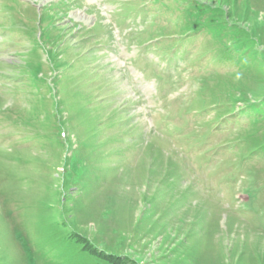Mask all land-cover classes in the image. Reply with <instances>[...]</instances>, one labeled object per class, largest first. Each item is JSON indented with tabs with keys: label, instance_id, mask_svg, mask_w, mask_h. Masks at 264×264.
<instances>
[{
	"label": "rangeland",
	"instance_id": "374dc122",
	"mask_svg": "<svg viewBox=\"0 0 264 264\" xmlns=\"http://www.w3.org/2000/svg\"><path fill=\"white\" fill-rule=\"evenodd\" d=\"M0 264H264V0H0Z\"/></svg>",
	"mask_w": 264,
	"mask_h": 264
},
{
	"label": "bare ground",
	"instance_id": "6f19581e",
	"mask_svg": "<svg viewBox=\"0 0 264 264\" xmlns=\"http://www.w3.org/2000/svg\"><path fill=\"white\" fill-rule=\"evenodd\" d=\"M91 1H96V0H91Z\"/></svg>",
	"mask_w": 264,
	"mask_h": 264
},
{
	"label": "trees",
	"instance_id": "16d2710c",
	"mask_svg": "<svg viewBox=\"0 0 264 264\" xmlns=\"http://www.w3.org/2000/svg\"><path fill=\"white\" fill-rule=\"evenodd\" d=\"M113 263V262H112Z\"/></svg>",
	"mask_w": 264,
	"mask_h": 264
}]
</instances>
